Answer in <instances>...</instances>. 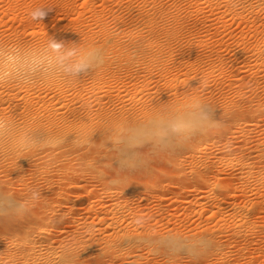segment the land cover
I'll return each instance as SVG.
<instances>
[{
	"label": "rangeland",
	"instance_id": "rangeland-1",
	"mask_svg": "<svg viewBox=\"0 0 264 264\" xmlns=\"http://www.w3.org/2000/svg\"><path fill=\"white\" fill-rule=\"evenodd\" d=\"M211 1L213 2L210 6L204 1L199 2L197 0H0V46L6 47V52L11 53H8L10 56L14 55L13 51L16 52L17 50L18 53L22 47H24V51H27V49H32L29 47L34 46V48H37V44L40 43L41 44L39 46H44L45 49L43 48V50H45L44 53H46L48 51V49L46 50V45H48L47 48H50L49 41H55L60 44L61 49H63L65 42L70 41L71 38V42L74 40L76 43V41H81L79 39L84 38L87 34L94 35L93 37L99 41L100 38H104V35H102L104 30H108L113 36L116 34L114 37H121V44L126 45L130 42H140L142 41L141 39L145 40L149 37V34H147V21L143 19L144 16L150 15L153 12L155 13L157 9L162 12L164 16L163 25H166L167 27L176 26L177 21L181 19L180 22L182 21L185 25H183V29L180 34L182 39L178 36L168 43L170 46L172 44L171 42H173L171 47L176 51H171L172 49L170 47V52L168 51L165 53L167 56L164 55L166 60L162 56L163 60L168 63L167 64L165 62L166 67L169 70V72L166 73L167 75H164H166V79H172L175 76L176 79L179 78V83L176 81L175 84L176 86L178 85L177 88L180 89V91L187 90L186 88L189 85L186 84L189 82L191 84V80H194L193 82L197 83V86L195 85L194 87L195 91L204 97L205 100L213 103L216 109H220L221 113H219L222 115V118L220 119V115L218 118V112L216 113V119L217 122H219L217 126L221 128L219 129L220 133L217 131L216 135L214 134L211 138L200 142V144L207 146L208 150L206 152L197 153L193 156L189 153H185L175 157L177 155H175V153L174 155H172V153L167 155L164 153V155L162 152L161 154H158L159 151L156 149L151 148L150 151L149 147L147 148L141 146V148L138 146L140 152L143 151L142 153H139L143 162L142 164L148 162V167L145 166L144 170L146 169V172L150 170L151 176L147 173L145 174V171L141 169H138V171L119 169V172H115L106 168L105 165L101 164V162L95 163L93 166L94 168L84 170L85 168L83 169L82 164L78 163V161L72 162V165L71 163L69 164L71 159L67 160L68 165L74 168H72L74 170L72 177L73 180L80 182H73L74 184H59L60 186H58V188H61L62 190L64 187L63 185L67 184L64 189L68 192V194H63V196L67 197L69 202L63 203V206L59 207L63 210H67L68 212L66 211V216H64V219H61L62 221L55 220L54 217L46 219L48 220L47 222L44 221V223L49 222L50 224H45L49 226H53V221L56 223L59 221V223H61L59 224L60 227L57 224L56 227H52L53 229L49 233L56 246L60 244L62 239L63 244L70 245V243L73 242V238L78 239L83 236L85 237L83 225L85 222H94L96 224L95 226H97L96 229L99 228L98 224L101 217L99 214L101 213L102 215V210H107L108 216L113 215L109 211H117L116 213L114 212V215L116 214L115 217L117 218H119L121 214L126 215L127 219L121 217L124 219V221H122V225L124 227L128 224L127 223L125 225V221L127 220L128 222L131 218L130 220L133 221V219H136L140 221V224L142 223V225L146 227L152 226L156 228L155 230L157 231L162 230V232H165L166 230L174 229L180 230L181 232L184 231L183 233H185L189 230V232H192L194 228V231L197 232V230L200 231L207 225H211V227L216 226L215 224L217 221H213L217 219L209 218L212 214V212H210L211 208L208 210L205 209L210 203L215 206L218 205V207L221 204V207L223 206L222 208L224 209L227 206L225 211H223L225 214H223L222 217L225 221L224 224L226 227L224 224L222 225L223 227H221V229H226L221 230L222 233L219 232L220 230L216 231V233H220L216 235L217 240H221V244L224 242L226 244L228 243L227 245L225 243L223 244L224 247L222 248V251L219 252V255L221 256L213 254L214 257L213 255H206V257L199 256L191 258L193 256L184 254L180 256L179 259L177 258V261L173 263L264 264V160H259V157L257 156L260 149L264 147V0ZM188 4L192 6L190 7ZM39 7L50 8L51 10L47 12V15L43 19L32 20L29 15L30 12ZM196 10L198 12H196ZM104 27L106 28L103 29ZM127 34L129 36L126 38ZM143 37L146 38L144 39ZM43 43L47 44L44 45ZM167 46L168 45H166V47ZM23 49H21V52H23ZM57 49H59L58 52L62 51L60 48H56V50ZM9 50H12L13 53ZM21 52H19V54ZM172 52L173 54H171ZM74 53L73 55L76 57L77 54ZM19 54L15 53L13 58L18 57ZM60 54H62V52H60ZM73 55L72 59L70 58V62L74 59V62H76L78 58V56L73 58ZM0 59L4 60V56L3 59L0 56ZM195 59L201 62L199 69L198 67L195 70L191 69L189 75L185 74L187 71L185 69H190V64L195 61ZM14 60L16 59L14 58L12 62L9 61V63H12L13 65ZM137 66V64L136 66L134 65V67L138 69L139 66ZM136 68L135 70H137ZM133 70L132 72L134 73L135 71ZM156 72L153 71L152 74H148L147 72L145 73V76H147L148 79L152 78L153 82L150 89L147 90V94L144 92V96H142L143 93H139L138 96V92H133L134 89L131 88L132 86H129V89L127 88L129 93L127 91L124 93L122 85L124 82L126 83L128 81L129 76L128 74H122V76H120V78L122 77L121 79H113L114 81L110 80L111 82L113 81L112 83L110 82L111 84L109 82L107 83V85L110 84L109 87L111 90L113 88V90H108L106 95L105 92H103L104 94L100 93L99 95L90 81L87 80V83L85 80L84 84H86L84 85L83 95H81V97L84 98V100L90 99L89 102L94 104L97 103L95 98L101 96V94L105 95V97L107 96V98L109 96L113 100L114 97L117 98L116 95L119 92H122V94H124L121 98L124 97V103H122L123 101L121 98H117L113 100V104L115 105L116 101L120 99L115 105L116 107L118 103L119 107H121L127 106L129 102L128 106L134 105V108L136 106V108L139 109L144 102H147L148 99L150 100L153 97L152 95H154L155 99L157 98V100H160L159 97L163 98L162 95L165 96L167 93L168 95H170L169 93L171 92L173 93V91L167 92L169 90L165 88L164 81L160 80L161 78L158 71ZM16 75H18L19 78ZM16 75L14 77H17V80L20 79L19 83L26 82L23 78L21 79L19 74ZM123 75H126V77ZM5 76L7 75L5 74L2 77L0 76L2 81L3 79L4 81L7 80V77ZM134 76L136 77L135 73ZM124 77L125 79H123ZM182 78L183 80L180 81ZM157 80L159 81L157 82ZM186 80L189 82H185ZM183 81L186 84H183ZM91 85L93 88H91ZM179 85H183L185 88L183 86L179 88ZM177 88L176 90H178ZM63 89H66L64 90V93H67V96H69L68 98H70L68 105L71 101L75 102V100H72L73 98L71 97L74 96L73 93H76V90L71 88H68V90L66 87ZM0 91L2 92L1 87ZM70 91L71 93H69ZM93 94H95L96 97H94ZM0 95L2 99V96L4 95L2 93H0ZM91 97L93 99H91ZM162 98V101L165 100ZM94 99L95 102H93ZM73 103H71V105ZM113 104L111 105V109H113ZM92 106L96 109L95 104ZM59 107L63 108H61L62 111L67 110V107H63L61 105ZM221 110H224V112ZM193 138L195 139V136L192 137V139ZM156 151L161 157H155L157 156L155 153ZM142 154L145 155L143 156ZM165 156L172 157L170 162L168 157L166 158L168 162L165 158H163ZM174 160H176L179 164H177ZM61 161H59V165L60 162L65 164L66 159L62 158ZM56 165L59 167L57 163L50 165V173L48 174L51 176L55 173L56 175L53 176L58 179V177H61L62 175L60 174L61 172H58L59 170H57ZM52 168L54 170H52ZM6 170L0 171V178L3 180L12 176L10 175L12 174V172L10 173V169L8 171L9 173ZM248 171L249 174H247ZM95 172L98 173L96 174L97 177L94 176ZM140 172H144L143 174L145 176ZM4 173L5 175H3ZM57 174H59V176ZM99 175H101V177H99ZM111 179H116V181L111 182L109 186H105L106 184H104L103 187L104 181ZM245 180H247V182ZM39 181L40 182L37 183V186L41 187V189L40 187H37L38 190L40 189L39 193H49L47 187L43 184V180L40 179ZM244 181L248 185V182H250V185H246ZM138 182L141 184L139 185ZM150 182L153 183V186L149 187V190L147 188V183ZM136 183L138 184L137 186ZM120 185L123 187H119ZM130 185H134L137 189H134L135 187L132 188ZM42 187H45V190L47 189L46 192L42 191ZM105 187H109V191ZM2 188H4L3 190L10 192L14 188H20V186H17L16 183L12 181L11 184L6 186L4 185ZM34 188L32 187L30 189L34 190ZM61 189H59V192L62 191ZM57 191L58 190L56 189L55 192ZM55 192L54 196L57 194H55ZM124 200L126 201L125 203ZM233 204L245 207L246 209L257 204V207L254 206L256 209L254 210L253 215H251L253 218H249L250 224L252 223L251 225L253 228L251 229V226L249 228L251 231L248 232L247 228L246 231L244 228L238 235V237L242 235V240L241 236L239 238L236 236V239L235 237L230 238V236L227 235L229 233L231 234L233 232L232 230L235 228V226H233V218L230 217L231 215H227L229 214L227 208L230 209ZM129 209H131L133 213L129 214L130 211L127 212ZM130 215H134L135 217H130ZM206 221L209 223H205ZM131 225L132 224H130V226L128 225V228H131ZM195 227H199V229ZM106 234H108V232ZM221 234L224 236H221ZM227 239L228 242H226ZM0 241V249L3 250V248H5L3 238H1ZM233 241L235 243H233ZM93 248L94 249H91L92 253L90 250V253L87 251L88 254H90L88 255L89 258L87 254H84L87 256V258H85L86 256H84V258L90 260L89 264H132V258L129 259V257H127L128 254L124 252L113 254L111 256L112 258H103V260L102 258L96 259V256L98 255L97 253H99L97 250L98 246ZM146 251L147 250H142L140 252L144 258L142 257L141 260H139V264H169V261L166 260L161 253L155 252L154 254H150ZM80 252H83V250H80ZM82 258L83 257H81V259ZM84 258L82 259L83 261L85 260ZM125 259H129L128 263ZM92 260L94 263H92ZM173 263L170 262V264Z\"/></svg>",
	"mask_w": 264,
	"mask_h": 264
},
{
	"label": "bare ground",
	"instance_id": "bare-ground-1",
	"mask_svg": "<svg viewBox=\"0 0 264 264\" xmlns=\"http://www.w3.org/2000/svg\"><path fill=\"white\" fill-rule=\"evenodd\" d=\"M197 1H204L207 5H210L213 2L211 0ZM191 6L192 5H190V7ZM196 12L198 11L196 10ZM143 19L147 21V34H149V37L147 39H145L147 36L145 38L143 37L145 40L141 39L142 41L140 42H130L131 44L127 43L130 45L121 44V37H114L116 34L113 36L108 30H104L102 34L104 35V38H100L99 41L93 37L94 35L87 34L85 37L83 36L84 38L81 37L83 40L79 39L81 41H76L77 45L74 40L71 42L72 38L70 41L65 42V44L62 43L64 44V48H59L62 50L60 52H62L63 55L58 52L59 49L56 50L51 47L47 48L48 45H46V50L48 49V51L44 53V46H39L40 43L37 44V48H34V46L29 47L32 48L31 50L27 49V51H24V47L20 48L19 52L23 49V52L20 54L19 52L17 53V50L16 52L13 51V56H15V53L19 54L18 57H14L16 60H14L13 65L9 62V65H5L7 57H4V60L0 59V76L7 75L5 76L7 77V80L5 81L4 79L2 81V78L0 77V87L2 90L0 93L4 95L2 96V99L0 95V171L8 169L6 170L8 172L10 169V173L12 172L10 178L4 180L0 178V239L3 238L5 245L3 250L0 249V264H89L90 260L85 258L90 255L88 254L89 250L92 253L91 249H94L93 247L96 246H98L97 250L99 251L96 259L102 258L103 260V258H110L113 254L124 252L128 254L127 257H129V259L132 258V264H139V260L143 257L140 253L142 250H147L150 254H154L155 252L161 253L164 258L169 261V264L170 262H176L177 258L179 259L180 256L184 254L191 255L193 256L191 258H194L199 256L206 257V255L212 256L213 254L219 255V252L222 251L225 242L221 244V240L218 241L216 235L222 233L221 230L224 229H221L225 222L222 217L223 214H225L223 211H225L227 206L224 209L222 208L223 206L221 207V204L219 207L218 205L215 206L210 203L208 205L206 204L207 208L205 209L208 210L211 208L210 212H212V216L209 214V218L217 219L213 221H217V223L215 224L216 226L211 227V225H207L209 222H207L208 220L206 218L207 221L205 223H207V226H204L200 231L195 229L197 232L194 231V228L192 232H189V230L185 233H183L184 231L181 232L180 230L174 229L166 230L165 232H162V230L157 231L155 230L156 228L152 226L146 227L142 225V223L140 224V221L136 219H133V221L130 220L131 218L129 219L130 221H125V225L128 224L124 227L122 221L127 217L126 215L121 214L120 217L117 218L115 217L116 214L114 215V212L116 213L117 211L113 212L111 210L109 211L113 214L111 217L107 215V210H102V215L101 213H98L101 216L98 224L99 228L96 229L97 226H95L96 224L94 222H85L83 224L85 231L84 238H81L78 235L81 239L78 238V240L73 238V242L70 243V245L63 244L62 239L60 244H57L58 246H56L49 233L53 229L52 227H56V224L59 226L61 223H59V221L57 223L51 221L53 226L45 225L50 224L49 222L46 223L48 221L46 219L51 217H54L55 220L64 219L67 210H63L60 207L63 206V203L69 202L68 198L63 196V194H68L64 187L68 183L72 184L73 182H80L73 180L74 168L68 165L67 160L71 159L69 164L78 161V163L82 164L83 169L85 168L84 170L94 168L93 166L95 163L101 162L106 168L115 172H119V169H129L130 171H138V169H141L145 171L146 169L144 170V168L145 166L148 167V162L145 163L146 165L142 164L143 162L139 153H142L143 151L140 152L138 146L149 147L150 151L151 148L156 149L159 151L158 154H161L162 152L163 154L166 153V155L171 153L174 155L175 153V155L177 154L175 157H177L180 154L189 153L193 156L197 153L206 152L208 150L207 146L200 144L202 140L211 138L212 135H216L217 131L220 133L219 129L221 128L217 126L219 122H217L216 119L217 117L219 118L221 113L220 109H216L213 103L208 102L197 91H195L194 87L197 83L193 82L194 80H191V84L188 80L185 81L189 82L187 84L183 81V84L185 83L189 86L186 88L187 90L180 91V89L177 88L178 85L176 86L175 84L176 81L179 83V78H177V80L175 76L172 79H166V73H168L169 70L166 67L167 62L165 61L166 59L164 58V55H166V52H170L171 49V51H176L171 47L173 42H171L172 44L170 46L168 43H170L172 39L178 36L180 37L184 25L182 21L180 22L181 19L177 21L176 26L167 27L166 25H163L164 16L158 9L155 13L153 12L150 15L144 16ZM131 32L134 33L133 31ZM128 36L129 35L127 34L126 38ZM180 38L182 39V37ZM43 44L45 45L47 43ZM166 45L168 46L166 47ZM90 49H98V55L103 59L102 64L97 63L81 66L78 64V58L76 62H74L75 59L70 62V58L72 59L74 52L79 57L80 55H85ZM9 51L12 52V50ZM171 54H173V52ZM162 56L165 60H163ZM76 57L73 55V58ZM1 58L3 59V56H1ZM136 64L139 66H137L138 69L134 67ZM191 64V68L189 67L190 69H185L187 70L185 74L189 75L191 69L195 70L197 67L199 69L201 62L195 59ZM135 68L137 70H135ZM132 70L135 71L134 73L136 77ZM153 71H158L161 78L160 80L164 81L165 88L169 90L167 92L173 91V93L171 92L172 97L171 93L168 95L166 92L167 94L164 93L166 94L165 96L162 95V93L161 95L163 98H161L165 99L162 101L160 97V100H157V98L155 99L154 95H152L153 97L150 100L148 99L150 97H148L147 99L149 101L147 100V102H144L139 109H137L136 106L134 108V105L128 106L129 102L127 106L121 107H119L118 103L117 108L115 105L120 99L116 101L115 105L113 104V100L121 98L125 91L129 89V86H132L131 88L134 89L133 92H138V96L139 93H143L142 96H144V92L147 94V90L150 89L153 79H148V77L145 76V73L152 74ZM15 73L19 74L21 79L23 78L26 82L19 83L20 79L17 80L18 75ZM14 74L17 76L16 78L14 77ZM122 74H128L129 76L128 81L126 83L124 82V84L122 83L124 93L122 94V92H119L116 95L117 98L114 97L113 100L109 96L108 98L107 96L105 97L108 90H113V88L111 90L109 87L114 81L113 79H121L122 77L120 78V76H122ZM123 76L126 77V75ZM125 77L123 79H125ZM85 80L90 81L99 95L100 93L105 92V95L101 94V96L95 98L97 100V103H94L96 109L92 106L94 104L89 102L90 99L84 100V98L81 97V95H83L84 85L86 84H84ZM110 80L113 81L111 82ZM182 80L183 78L180 79V81ZM158 81L159 80H157V82ZM108 82L111 83L107 85ZM92 85L91 88H93ZM181 86L179 85V88ZM65 87L67 89L71 88L76 90V93H73L74 96H70L73 98L72 100H75V102H70L69 105L74 102L71 106L68 105V101H70V98H68L69 96H67V93H64V90L66 89L63 88ZM183 87L185 88V86ZM176 88L178 90H176ZM163 90L165 91L164 88ZM71 91L69 93H71ZM127 92L129 93V91ZM93 95L96 97L95 94ZM92 97L91 99H93ZM95 99L93 102H95ZM121 100L123 101L124 97L121 98ZM122 103H124V101ZM112 104L115 106L112 107L113 109H111ZM58 105L67 107V110L62 111V107H59ZM205 110L210 113L208 117L203 115ZM221 111L224 112V110ZM217 112L220 113L218 114ZM221 116L222 115H220V119L222 118ZM194 136L195 139H192ZM157 151L155 152L156 154ZM158 154L155 156L156 158H159L160 155ZM170 156H165L163 158L166 159L168 157L170 162V159L172 158ZM257 156L259 157V160H264V147L260 149ZM62 158L66 159L65 164L61 163L63 162L61 161ZM59 161H61L60 165ZM55 163L59 165V167L56 165L57 170H59L58 172H61L60 174L62 175L61 177H58L59 174H57L58 176L56 177H58V179L53 176L56 175L55 173L51 176L48 174L50 173V165ZM52 170L54 169L52 168ZM140 173L143 174L144 172ZM146 173L150 175L151 171H145V174ZM96 174L98 173L95 172L94 176L97 177ZM247 174H249V171ZM3 175H5V173ZM99 177H101V175H99ZM40 179L43 180V184L47 187L49 191V193L47 192L48 194H43V192L39 193L41 187L39 186L40 189L38 190L39 187L37 186V183L40 182ZM12 181H14L17 186H20V188H14L10 192L3 190L4 188L2 187L11 184ZM115 181L116 179L104 181L103 187L104 184H106L105 186H109L111 182ZM245 181L247 182V180ZM60 183H67L66 185H63V190L58 188ZM248 183L250 185V182ZM140 184L141 183H139V185ZM147 184L148 189L153 186V183L151 182ZM134 185L130 186L134 188ZM137 185L138 184L136 183V186ZM246 185L248 184L246 183ZM29 187L35 188L33 190ZM119 187L123 186L120 185ZM44 188L42 187V191L46 192L47 189L45 190ZM105 188L109 191V187ZM56 189L58 190L57 192H55ZM59 189L62 191L59 192ZM134 189L137 188L135 187ZM54 192L55 194L57 193L56 196H54ZM125 202L126 201L124 200V203ZM254 206L257 207V204L248 209L236 206L235 204H233L230 209L227 208L229 212L227 215H231L230 217L233 218L234 221L233 226H235L232 230L233 232L231 231V234H227L230 238L238 237L244 228L245 231L247 228V232L251 231L253 226L251 225L252 223L250 224L249 218L252 217L251 215H253L254 210L256 209ZM128 211H130L129 214L133 213L131 209L127 210V212ZM131 216L132 215H130V217ZM44 221L46 222L44 223ZM130 224H132V227L128 228V225L130 226ZM250 227L251 229H249ZM195 228L199 229V227ZM217 230H220V233H216ZM107 232L108 234H106ZM222 235L223 234H221V236ZM240 236L242 240V235ZM234 241L233 243H235ZM226 242H228V239ZM79 249L83 250V252H80ZM84 254H87V256ZM84 256L86 257L84 258ZM81 257L85 260L83 261V258L81 259ZM129 259H125L127 263ZM92 263H94L93 260ZM177 263L179 264V262Z\"/></svg>",
	"mask_w": 264,
	"mask_h": 264
},
{
	"label": "clouds",
	"instance_id": "clouds-1",
	"mask_svg": "<svg viewBox=\"0 0 264 264\" xmlns=\"http://www.w3.org/2000/svg\"><path fill=\"white\" fill-rule=\"evenodd\" d=\"M51 10L50 8H45V7H39L35 8L30 12V16L32 20H41L43 19L46 15L47 12ZM49 46L53 49L59 48L60 44L56 43L55 41H49ZM6 47L0 46V56L7 57L5 61V65H9L8 62L12 61L14 58L6 52ZM102 64L103 59L98 55V49H90L85 55H80L78 57V64L83 66V65H92V64ZM205 117H208L210 115L209 111L205 110L203 113Z\"/></svg>",
	"mask_w": 264,
	"mask_h": 264
}]
</instances>
